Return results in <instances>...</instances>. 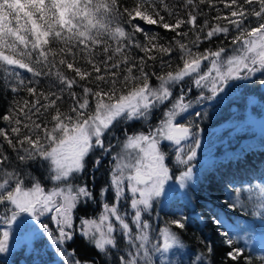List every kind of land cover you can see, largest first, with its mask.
Returning a JSON list of instances; mask_svg holds the SVG:
<instances>
[{
    "label": "snow or ice",
    "instance_id": "obj_1",
    "mask_svg": "<svg viewBox=\"0 0 264 264\" xmlns=\"http://www.w3.org/2000/svg\"><path fill=\"white\" fill-rule=\"evenodd\" d=\"M201 5L217 14L198 24L204 14ZM217 5H223L226 13ZM183 7L185 16L166 0H131V4L0 0V75L17 94L0 114V205L5 209L0 220L5 225L11 228L19 222L23 228L28 224L22 219L26 216L57 247L73 240L75 212L82 201L93 199L86 185L74 186L73 181L85 172L97 149L111 152L106 139L115 135L116 126L147 124L159 110V123L149 125L147 132H123L121 150L112 157L109 185L100 192L105 196L111 190L113 200L102 202L97 218L82 219L80 231L104 255L126 241L128 250L117 264H169L165 254L184 247L173 230L185 228L183 217L158 228L156 243H151L152 224L145 217L174 191L169 184L174 171L168 152L174 148L175 164L185 167L175 177L182 189L192 179L191 162L200 148L192 124L178 119L192 103L185 102L183 90L174 96L173 88L189 78L196 88L210 93L199 97L204 101L224 92L230 81L264 74V0H183ZM136 21L157 25L174 36L160 43L158 33ZM219 36L230 37V54L224 46L201 50L202 44ZM134 51L143 55H133ZM149 61L159 63V73L147 70ZM174 61L178 62L174 65ZM153 76L158 81L155 86ZM43 81L47 89L41 87ZM20 92L27 95L19 96ZM189 140L193 143L187 144ZM91 163L99 167L100 160ZM33 166L43 169L45 179L53 184L50 189L39 176L25 171ZM225 203L232 210L251 206L264 217V179L257 185L249 182L246 189L233 185ZM46 216L56 224L58 235L42 221ZM9 236V231L0 234V253L8 251ZM223 236L231 249L228 258L241 259L243 252L233 248V237L228 232ZM207 252L211 255V247ZM59 254L71 255L63 249ZM155 254H160L158 262ZM65 264L81 262L66 259ZM193 264H205L204 256L195 257Z\"/></svg>",
    "mask_w": 264,
    "mask_h": 264
},
{
    "label": "rangeland",
    "instance_id": "obj_2",
    "mask_svg": "<svg viewBox=\"0 0 264 264\" xmlns=\"http://www.w3.org/2000/svg\"><path fill=\"white\" fill-rule=\"evenodd\" d=\"M230 53L231 52H229V54ZM205 64H207L206 61ZM186 82L191 83L193 91L190 88H186V85H184ZM234 82L236 81H230L228 86L225 88V91L219 93L216 98L204 101H199V97L201 95L210 96V93L207 91V89L202 90L196 88L189 78H186L184 82H181V86L177 84L173 88L174 96H178L180 94V90H183L185 102L191 101L192 103V108H190L187 113L182 114V118L178 119H180V121L183 123L192 124L194 137L200 140V148L197 149V156L191 162L193 168L192 179L188 182V185L182 189L175 183V177L178 176L181 171H184L185 167L175 164L173 155L175 151L174 148L168 152V162H170V167L173 168L174 171L173 180L170 181L169 184L172 186L174 191L171 192L166 199H164L163 203L154 205L156 210L160 205L168 204L170 200L179 198L187 204L189 214L191 213L199 220L202 219L203 217L201 210L198 207H195L191 196V191H194L197 188L199 178L202 176L201 169L209 165V163L214 159L223 157L225 152H236L234 149H239L246 143L249 144L246 146L247 148H251L252 146L254 147L256 143L253 139L264 132V100H261V98L259 99V96L253 93L247 94L245 98L239 95V99L228 97V94L233 92L235 89V87L231 86ZM189 89L191 91H189ZM234 99H236V101ZM262 99H264V96ZM161 109H164V106H161ZM197 112L200 113L199 116L196 115ZM160 118L161 112L158 110L151 123L145 124L137 121L116 126L114 129L115 135L106 139V144L109 141L111 143V152L102 153V150L97 149L95 153H93V156L89 158L90 160L97 157L100 162L103 163L101 170L99 167L93 165L91 168L95 171H92L90 174V184H86L88 180L85 179L86 172L90 168L86 169V171L81 176H79L77 180L73 181V184L74 186H90L88 188L91 189V187H93V183L101 182V186L98 187L99 190L95 193V195L93 193L92 200L84 202V204H86L84 209L88 211L87 216H80L76 222L74 218V228L76 229L74 234L83 237L80 231V221L82 219L97 218L99 212L102 210V202H112L113 200L111 190H109L105 196H101L100 192L109 185V173L114 164L112 157L121 150V141L124 139L123 132L125 130H127L129 134H131L133 131L147 132L149 125L158 124ZM240 134L244 135L239 136ZM167 143L168 142H164V145H167ZM186 143L192 144L193 141L189 140ZM165 150L167 151V148ZM185 151L187 152V148H185ZM259 183H261V181L255 183V185ZM52 186L53 184L51 183L46 189H50ZM246 188L247 187H245V189ZM231 192H233V190ZM231 192L228 191L226 193L227 197L219 201V204H223L224 207L230 211L232 209L228 207L225 201L229 199V193ZM205 196L210 198V194L206 193ZM126 210L131 212L130 207H128ZM235 210H239L243 213L245 211V209H241L239 206H237ZM4 213V206L1 205L0 216H3ZM155 215L156 213L154 214V217H156ZM253 215L256 217L253 219L255 221L254 224L248 221L239 224L234 223L232 226L234 229L233 235L231 236L234 239V247H240L241 250L245 251H256L258 249L259 252H262V254L258 253V258H261L264 257V217H261L256 212L253 213ZM41 219L44 223L49 224V229L53 231L54 235H58L56 232L57 226L50 220V216L42 217ZM128 219L130 222V217ZM167 220L170 221V219ZM212 221L216 223L215 221H217V219L212 217ZM221 224L220 226H222L224 223L222 225ZM163 226L164 225H161L158 228ZM4 231H9L10 236L8 241V251L5 253H0V264H18L20 258L25 260V264H65L66 259L69 262L72 260L71 255L65 257L59 254L60 250L63 249L61 248L62 245L57 247V245L52 244V242L48 239L47 233L39 228L37 222H28V224L23 228L18 222L9 228L3 223L2 220H0V234H2ZM225 232L226 231L224 228H220L218 230L219 235H223ZM85 239L87 240V238ZM183 245V248L173 249L169 253L165 254L164 258L167 259L170 257H175L184 253L186 251V246L184 243ZM70 252H72V250Z\"/></svg>",
    "mask_w": 264,
    "mask_h": 264
},
{
    "label": "trees",
    "instance_id": "obj_3",
    "mask_svg": "<svg viewBox=\"0 0 264 264\" xmlns=\"http://www.w3.org/2000/svg\"><path fill=\"white\" fill-rule=\"evenodd\" d=\"M123 2L131 4V0H123ZM166 2L170 7H174L181 16H185L183 0H166ZM217 7L226 13L227 10L223 9V5H217ZM201 9L204 14L198 17V24L203 23L205 19L211 20V18L215 17L217 14L215 9H209L207 5H201ZM161 14L168 19L167 13L161 12ZM170 22L174 23V20H170ZM135 23L140 24L149 32L158 33L161 37L160 43H165L166 41L171 40L174 36L173 32L167 31L157 25H147L142 21H136ZM138 38L143 40L142 35L138 34ZM229 41L230 37L228 39H225L223 36L215 37L212 42H205L202 44L201 50L205 48L215 49L218 46H224L228 49V52H231V45ZM133 55L143 54L134 51ZM176 55L177 53H173V57ZM164 59L167 60L168 57H165ZM176 62L178 61H174V65ZM148 63L150 65L147 69L149 72H160L159 63L153 64L152 61H149ZM20 71L22 72V75H28L24 73L23 70ZM261 81H264V74L262 73H256L248 80H236V82L231 85L235 87V89L233 92L228 94V97L239 99L240 96L245 98L247 94L253 93L258 95L259 99L261 98V100H264L262 99L264 96V89L261 87ZM152 84L154 86L158 84L155 76L152 77ZM184 85H186V88H190L192 90L190 82H186ZM47 86V81H43L41 87L47 89ZM179 86H181V84H179ZM16 95L17 94L12 93L10 89L6 87V82L3 80L2 75H0V114H4L6 112L12 98ZM26 95L27 93L25 92L19 93V96ZM236 99L234 100L236 101ZM67 106V103L62 105L65 109ZM152 119L148 123H151ZM2 126L3 124L0 123V127ZM241 135L244 134H240L239 136ZM253 140L256 143L254 147L252 146L251 148H247L246 146L249 144L246 143L241 146V148L234 149L236 152H225L223 157L214 159L209 163V165L201 169L202 176L199 178L197 188L194 191H191V196L195 207H198L201 210L202 219L199 220L191 213L189 214L187 204L179 198L170 200L168 204L160 205L157 210L153 208L150 214L145 213V217L148 218L149 222L152 224L151 243H156L159 240L158 232L156 230L159 226L164 225L165 222L168 221L167 219L173 220L181 217L184 219L185 228L183 230L173 228V230L177 232L182 242L185 244L186 251L179 256L167 258L166 260L169 261V264H193V261L197 256H204L205 264H245L246 260L251 261L252 264H260L261 261L259 260H261V258H258V253L262 254V252H259L258 249L256 251L242 250L243 256L238 261H232L229 259L227 253L231 249L227 244L223 243L224 236L219 235L218 233L220 228H224L226 232L233 235L234 229L232 226L234 223L239 224L247 221L252 224L255 223L253 219L256 217H254L253 213L256 211L251 206L247 207L243 213L239 210L230 211L226 209L223 204H219V201L227 197L226 193L233 190V185H235L237 189H239L241 185L245 188L249 187V182H251V185H255V183L260 182L264 178V132L256 136ZM5 147L7 146L5 145ZM8 151L10 152L11 150ZM92 159H90L89 166L86 168H90L87 170L85 175V179L88 180V182L86 180V184H90V174L92 171H95L91 168L93 166L91 163ZM13 163L18 164L16 161H13ZM102 165L103 163L100 162V170ZM25 171L39 176L46 188H48V186L52 183L51 181L45 179L43 169L33 166L25 169ZM99 186H101V182H96L93 183V187L89 189L95 195V193L99 190ZM206 193L210 194V198L205 196ZM85 205L86 204H84V202H81L78 206L74 217L75 222L80 216H87L88 211L84 209ZM155 213L156 217H154ZM212 217L219 220L220 224L224 223L225 225L221 224L222 226H220L219 223H214L212 221ZM120 235V233H117L118 238ZM148 247L150 248L151 244H149ZM208 247H211L212 249L211 255L207 252ZM235 247L233 245V248ZM61 248H63L66 253L71 254L72 260H78L81 264H117L119 256L121 254H126L128 250L125 241L121 243L119 250L112 249L108 255H104L99 253V251L89 244L84 237L77 236L76 234H74L73 240L67 241ZM71 250L72 252H70ZM153 259L158 262L160 260V254H155Z\"/></svg>",
    "mask_w": 264,
    "mask_h": 264
},
{
    "label": "water",
    "instance_id": "obj_4",
    "mask_svg": "<svg viewBox=\"0 0 264 264\" xmlns=\"http://www.w3.org/2000/svg\"><path fill=\"white\" fill-rule=\"evenodd\" d=\"M260 84L261 87L264 89V83H260ZM23 219L27 220L29 223H35V221H31V219L26 216L23 217ZM18 262H19L18 264H25V260L23 258H20Z\"/></svg>",
    "mask_w": 264,
    "mask_h": 264
},
{
    "label": "flooded vegetation",
    "instance_id": "obj_5",
    "mask_svg": "<svg viewBox=\"0 0 264 264\" xmlns=\"http://www.w3.org/2000/svg\"><path fill=\"white\" fill-rule=\"evenodd\" d=\"M0 207H1V205H0Z\"/></svg>",
    "mask_w": 264,
    "mask_h": 264
}]
</instances>
